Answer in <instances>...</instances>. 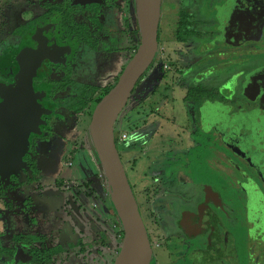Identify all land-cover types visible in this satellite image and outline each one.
I'll return each mask as SVG.
<instances>
[{"label":"flooded vegetation","instance_id":"af4514ba","mask_svg":"<svg viewBox=\"0 0 264 264\" xmlns=\"http://www.w3.org/2000/svg\"><path fill=\"white\" fill-rule=\"evenodd\" d=\"M121 2L125 4L124 0H45L40 9L41 14L32 17V24L30 21H22L20 26L14 27L13 35L17 40L13 41V45L0 47V73L4 74L3 78L13 80L5 85L9 90L0 84V103L3 102L5 92L13 93L32 86L38 96L37 102L46 110L41 115L40 132L29 137L20 172L14 173L22 175L24 163L37 147L43 155L40 156V153L36 156L41 169L54 164L53 153L59 146H62L64 152L67 150L72 159L75 158V127L72 126V118L64 112L68 109L60 107L59 102L51 101V97L55 91L64 92L77 86L81 91L79 103L72 106L70 112L83 114L87 109L83 95L88 94L92 99L102 95V88H105L103 94L106 95V90L109 89V92L117 83L130 62L129 49L124 46L129 18L125 19L128 13L117 6ZM135 2L137 8V0ZM164 4L162 0L158 52L155 58L159 64L163 63V53L159 48ZM172 7L178 9L177 14L170 15L171 25L176 20L175 43L193 45L196 52L190 50L191 54L200 57L198 63L201 64H198L195 72L197 76L189 79V84L204 86L189 88L183 98L186 112L175 114L169 122L175 129L157 130L156 140L160 144L157 148L162 145L165 150L162 147L157 150L158 160H154L149 173L142 172L141 179L138 175L137 181L147 185L142 189L140 198L142 202L144 200L143 205L149 207L146 209L148 213L154 217V235L161 241L160 250L170 252L175 248L180 253L185 250L178 257V264H205L209 259H219L225 255L228 256L226 259L237 264L242 232L250 244L248 260L250 262L253 259L252 263L255 264L258 244L263 249L262 253H257L264 255V160L257 159L254 162L241 157L225 145L224 135L239 140L242 138L244 141L255 138L260 140L262 136L264 99L252 100L244 92L250 75L264 73V61H251V58L264 54V0H177L172 3ZM62 8L74 9V24L87 27L95 47L79 39L75 35V28L68 35L64 28ZM256 14H259V19ZM235 24L238 26L235 27ZM221 25L226 26V31L234 37L237 30L243 28L249 33L259 32L261 38L240 48L228 47L222 40L224 33L219 29ZM32 31L36 32L34 36L31 35ZM134 33L141 42L138 9ZM182 39L184 41H180ZM86 47L90 49L89 52H84L83 48ZM138 48L134 50L135 53ZM12 57H15L13 62ZM241 63L244 64L241 66L244 70L235 75V82L229 80L222 84L223 77L229 74L228 70L234 64ZM166 69L171 72L169 66ZM192 70L193 66L190 72ZM19 74L23 76L22 85L14 87ZM257 85L264 88V79ZM227 87H231L232 91L229 92ZM90 88H96V93L91 95ZM224 90L228 95H224ZM59 111V121L48 125L49 117L52 118L55 112L59 115ZM154 115L157 120H161V113ZM61 137H64L62 145L56 143ZM181 137H187V141ZM182 140L186 142L183 149ZM37 161L30 160L27 163L31 173L28 183L36 184L35 187L33 190L23 188L21 192L45 190L51 186L50 182L55 181L44 173L40 174ZM31 163H35L38 170L37 182L31 181ZM11 164H14L13 159ZM67 165L73 166V160ZM124 166L137 202H140L131 182L132 174L128 172L125 162ZM225 166L230 181L229 199H226L224 192ZM42 183L44 186L37 189ZM73 184L69 182V185ZM139 202L144 220L142 204ZM146 229L152 245L147 226ZM33 241L24 242L33 245L30 256H33L35 249L50 248L34 244ZM33 260L34 256L31 262Z\"/></svg>","mask_w":264,"mask_h":264},{"label":"rangeland","instance_id":"374dc122","mask_svg":"<svg viewBox=\"0 0 264 264\" xmlns=\"http://www.w3.org/2000/svg\"><path fill=\"white\" fill-rule=\"evenodd\" d=\"M124 1L125 4L121 2L117 6L128 13V17H125V19L129 18V25L127 27V30L125 31L126 42L124 43V46L129 49L128 60L130 61L135 53L134 50L140 44L139 37L134 33V29L137 24V8L135 0ZM44 2L45 0H0V47H4L5 45L7 47H10L11 45H13V41L17 40L13 35V19L17 17L23 22L30 21L29 23L32 24L33 18L41 14L40 9ZM173 2L175 3L177 2V0H164L165 4L162 16L163 23L161 31V44L159 48L163 53V63L159 64L157 61H155L154 65H152L144 78L141 80L140 85L137 86L136 90L133 92V95L131 96L125 110L121 113L115 124V134L118 140L117 148L119 150L123 164L125 162L128 172L132 174H130L132 176L131 182L134 185L137 198L139 197L138 199H140V202H138L142 204V213L144 215L143 217H145V224L149 229V234L151 236L153 248L152 264H178V257L181 256L185 252V250L181 253L178 249L175 248L170 252H162L160 250L161 248L159 247V243L161 241L157 239L156 235H154V231L156 228L154 217L148 213L146 209L149 207L147 206L146 208L145 205H143L144 200L142 202V199L140 198V195L142 197V189L147 185L145 183L142 184L141 182H138L137 178L138 175L140 179L142 178L140 176L142 172L149 173V171H151V167L153 168L154 166L153 163L158 160L156 157L157 150H160L161 147L165 150V147L162 145L160 148H157L158 145H160L156 140L157 130L175 129L174 126H171L170 120L175 114H184L186 112L183 106V98L184 96H186L189 88L192 89L194 87L204 86L203 84H198V86H192L189 84V79H194V77L197 76V73L195 72L198 64H201L198 63L200 61V57H195L193 54H191V51L196 52L193 49V45H178L175 43L174 21L176 20H173L171 25L170 15L171 13H173L174 15L177 14L178 9H173ZM16 25L20 26V23ZM237 26L238 24H235V27ZM224 27L226 26L221 25L219 29L224 33L222 40L224 41L223 43L225 44V46L227 45L228 47L233 46L240 48L252 41L257 42L261 38L260 33L257 32L256 29L255 33H253L252 31H250L249 33L248 31H245V29L240 28L235 33L234 37L233 35H231V33L227 32L228 30L226 31ZM35 34L36 32H31V35L34 36ZM83 50L84 52H89L88 50L90 49L86 47L83 48ZM84 55L85 54H83V57ZM13 58L15 57L11 58L12 62ZM263 58L264 54H261L260 57L255 56V58H251V61L260 63L264 61ZM233 60L236 61L237 59L233 58ZM243 65V63L234 64V66H232L228 70L229 72L227 73L229 74H226L223 77L222 84H225L229 80L235 82V75H238L242 70H244V67H241ZM167 66L171 68V72L169 71V69H166ZM192 66L193 70L190 72ZM3 76L4 74L0 73V84L2 83V86L5 89L9 90V88L5 85H9L13 80L9 78L5 79L3 78ZM16 81L17 82H15L16 85L14 87H18L20 84L22 85L23 76L19 74ZM208 85V88H210L211 85ZM227 88L229 90L226 88L225 89L229 92L232 91L231 87ZM226 90H224V95L228 93ZM101 91H103L102 93H100L102 95L94 96V98L92 99L89 98L88 94L83 95L82 99L87 103V109L83 111V114H73L72 112H70V108L72 106L78 105L79 103V96L81 95V91L77 86L72 88L70 87L64 92L55 91V93L51 97V101L59 102L60 107L68 109L69 111L67 110L64 112L72 118V126L82 127L84 129L83 132L85 133L87 129L89 130L91 117L96 105L98 104L99 99H101L102 96L105 95L103 94L105 92V88H102ZM157 112L162 114L161 120L156 119L154 114ZM55 114L52 115V118L49 117V119L47 120L48 125L53 124V121H59V119L61 118L60 111L58 112L59 115ZM81 134L82 135L80 136V143H83L82 147L86 149V151H88V142L90 141L89 135L87 133L86 139L83 137L84 134ZM122 134L128 135L127 141H119V138ZM181 138L187 141V137ZM63 142L64 137L58 138V140L56 141L57 144L61 145L63 144ZM181 143L182 145L184 144L183 146H181V148H185L186 142L182 140ZM37 149L35 148L29 159L24 163V167L22 168V175H20L19 173H14V170L12 169L8 170L6 173L4 172V170H0V248L14 250V253L10 256L5 255L1 257L0 264H33V262H31L33 256H30V251L32 250L33 245H29L24 242L18 243L14 241V238L19 234L21 235L22 233L15 234L9 229V224L13 216H15V218H23V215L27 212L29 214L27 222L36 226L35 233L31 234L32 238H34V244H37L39 246H48L50 248L62 246L66 249V255L58 256V260L55 259V262H52L51 264H75V247H70V243L75 245V241L67 242L66 240L72 237L69 236V234H63V236H65L64 239H62L57 235V229H55V223L60 218L58 213H61V211L70 212V210L67 208H58L53 211H45V208H49V205L43 204V196H45L47 192L44 191V189L41 191H32L34 185L36 184L32 185L28 183V180L31 178V173L27 166V163L30 160L37 161L36 156L41 153H39V147H37ZM226 153L227 150H225V154ZM40 156H43L42 153L40 154ZM78 157L76 159H72L70 153L67 152V150L64 152L62 146H59L57 147L55 153H53L54 166L52 168L48 165V168H44L43 166V169H41L37 161V166L38 168H40V174L42 173L43 175L44 173L45 176L47 175L50 177L52 175L57 176V179H55V181L53 182H50L51 186L46 189L53 188L55 189L53 190L55 193L66 192L74 193L75 195V184H73L72 182H75V172L79 170L78 165L80 164V161ZM50 158L52 159V156ZM72 160L73 166L68 167L67 163H71ZM139 170L141 171L140 174ZM226 170L228 169L225 166L224 192L226 199H229L230 194L228 193V190L230 187V181L227 179ZM70 181L71 184H73L72 186L69 185ZM19 186H21L20 189ZM23 188H31L32 190H30L31 192H21L20 190H22ZM66 200H68V198ZM69 201H66L67 204H69ZM41 211L42 213L40 214ZM46 227L48 228V230H45ZM23 231L24 229L21 228V232ZM240 236L241 247L237 264H253V259H250L251 263L248 260L247 253L250 244L248 243L247 236L244 232L240 233ZM262 249L263 248H261V246L258 244L257 252L262 253ZM257 252L255 253V264H264V255L262 256ZM226 258H228V256L225 255L219 259H209V261L205 264H234L232 261H230V259ZM231 259H233V256L231 257ZM115 260V258L114 260L112 259L111 264H114ZM85 264H87V262H85Z\"/></svg>","mask_w":264,"mask_h":264},{"label":"water","instance_id":"95a60500","mask_svg":"<svg viewBox=\"0 0 264 264\" xmlns=\"http://www.w3.org/2000/svg\"><path fill=\"white\" fill-rule=\"evenodd\" d=\"M161 7L162 0H137L141 37L139 48L114 87L96 105L89 124L90 144L110 187L111 203L123 231L122 246L114 264H152L153 261V248L146 225L117 148L115 124L137 84L155 61ZM256 18H260L259 14H256ZM262 79L264 73L256 72L250 75L245 84L244 95L252 100L264 99V88L257 85ZM2 98L0 170L6 173L10 169L14 170L11 159H20L19 157L22 158L27 151L30 135L40 132L41 115L46 110L37 102L38 96L32 86L13 93L5 92ZM262 132L264 128L261 129L260 140L255 138L244 141L242 138L239 140L224 135V142L227 147L249 161L264 160ZM20 161L22 163V159Z\"/></svg>","mask_w":264,"mask_h":264},{"label":"crops","instance_id":"0c3cea01","mask_svg":"<svg viewBox=\"0 0 264 264\" xmlns=\"http://www.w3.org/2000/svg\"><path fill=\"white\" fill-rule=\"evenodd\" d=\"M20 22L22 21L19 18H14L13 27ZM83 131L82 127H75V159L80 156L78 157L79 170L75 172V195L66 192L55 193L53 188L45 189L47 194L43 196V204L49 205V208L44 210L47 212L58 208L70 210V212L61 211L58 213L60 218L55 223V229H57V235L62 239L65 236L63 234H69L72 238L66 241H75V245L70 243L71 248L75 247V264H85V262L87 264H111L112 259H116L120 251L123 231L111 203L110 187L99 177L103 171L90 141L88 142V151L82 147L83 143H80L81 133L87 139L88 129L85 133ZM53 166L54 164L51 168ZM51 178L57 179V176L52 175ZM67 198L68 200H66ZM66 201H69V204ZM28 217V212L23 215V218L13 216L9 229L15 234L22 233L21 235L31 236L32 233H35L36 226L27 222ZM21 228L24 229L23 232H21ZM45 230L48 228L46 227ZM61 248L63 247L61 246ZM65 252L55 256L54 260H58V256H65Z\"/></svg>","mask_w":264,"mask_h":264},{"label":"trees","instance_id":"16d2710c","mask_svg":"<svg viewBox=\"0 0 264 264\" xmlns=\"http://www.w3.org/2000/svg\"><path fill=\"white\" fill-rule=\"evenodd\" d=\"M61 11L63 13L64 28L67 30L68 35L70 36L72 34V32L74 31V28H75V35L79 36V39H81L83 42L89 44L90 46L95 47L92 43L91 36H89V30L87 29V27H80V26H77L76 24H74V21L72 19L74 9L68 8L67 10H65L62 8ZM180 41H184V39H182ZM90 90H91V95H93L97 91L96 88H90ZM107 93H108V91L106 92V94ZM100 101H101V99H99L98 103ZM82 106H85V105L82 104ZM77 111H80V110H77ZM115 139H116V144L118 145V140H117L116 134H115ZM30 168H31V172L33 175L31 181L32 182L39 181L37 178L38 170L36 168L35 163H31ZM43 186L44 185L42 183L36 188L41 189ZM122 238H123V232H122ZM33 240H34V238H32L30 236H26V235H18L14 238V241H16V242H31ZM65 250L66 249L61 248V247H56V248L44 247L40 250L35 249L33 251V256H34L33 263L34 264H50L53 262V259L55 256H57L58 254H60L62 252H65ZM12 253H13L12 249H1L0 248V258L5 256V255L10 256Z\"/></svg>","mask_w":264,"mask_h":264},{"label":"bare ground","instance_id":"6f19581e","mask_svg":"<svg viewBox=\"0 0 264 264\" xmlns=\"http://www.w3.org/2000/svg\"><path fill=\"white\" fill-rule=\"evenodd\" d=\"M20 159H22L21 157H19ZM20 159H15L14 161H13V169H14V171H17V172H20V169H21V167H22V163H20L21 161H20Z\"/></svg>","mask_w":264,"mask_h":264},{"label":"built area","instance_id":"2783aa9c","mask_svg":"<svg viewBox=\"0 0 264 264\" xmlns=\"http://www.w3.org/2000/svg\"><path fill=\"white\" fill-rule=\"evenodd\" d=\"M127 139H128V135H127V134H122V135L120 136V138H119V141L124 142V141H127ZM99 177H100L102 180L105 181V178H104L103 174L99 175ZM105 182H106V181H105Z\"/></svg>","mask_w":264,"mask_h":264}]
</instances>
